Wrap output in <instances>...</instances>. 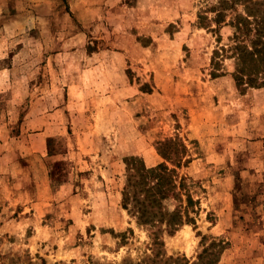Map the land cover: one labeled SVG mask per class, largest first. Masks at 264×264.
I'll list each match as a JSON object with an SVG mask.
<instances>
[{"label": "rangeland", "instance_id": "1", "mask_svg": "<svg viewBox=\"0 0 264 264\" xmlns=\"http://www.w3.org/2000/svg\"><path fill=\"white\" fill-rule=\"evenodd\" d=\"M217 2L0 0V264H207L214 243L264 264V86L238 87L230 51L212 75ZM131 156L184 178L194 220L139 223Z\"/></svg>", "mask_w": 264, "mask_h": 264}, {"label": "trees", "instance_id": "2", "mask_svg": "<svg viewBox=\"0 0 264 264\" xmlns=\"http://www.w3.org/2000/svg\"><path fill=\"white\" fill-rule=\"evenodd\" d=\"M238 5L243 6L242 11L238 10ZM210 11L215 13V17L210 20L215 22L218 27L224 22L234 28V33L229 38L231 43L228 47L223 45L214 50L212 75L217 77L221 74L219 72L222 60H217V57L221 55L225 57L223 54H228L230 51L227 57L236 60L233 74L238 87L242 90L248 87H263L264 0H218ZM230 13L234 14H231L227 20ZM200 19L203 22L208 17L201 16ZM218 38L220 42L221 36ZM89 48L93 50L92 46ZM161 144L163 149H160V153L165 158L181 160L184 150L179 149L178 145L180 144L177 140L167 139ZM169 147L172 149L169 150ZM126 164L127 178L122 202L123 206L137 217L139 223L148 224L151 227H158L165 223L171 231H175L184 223L194 220L189 215V207L193 203L192 196L185 193L187 204L183 207L181 191L184 178L182 177L178 183L176 170L169 168L163 162L148 167L144 160L135 156L126 158ZM170 198L178 199L181 202L180 206L173 210L166 209L164 203ZM212 246H219V248L211 253L213 257L208 260L207 264H216L224 249V246L219 243H214ZM202 257L200 256V259ZM193 264H200V260Z\"/></svg>", "mask_w": 264, "mask_h": 264}]
</instances>
